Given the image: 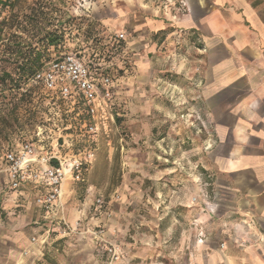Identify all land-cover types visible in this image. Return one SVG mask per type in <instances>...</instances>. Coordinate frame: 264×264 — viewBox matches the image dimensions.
<instances>
[{
    "label": "rangeland",
    "instance_id": "374dc122",
    "mask_svg": "<svg viewBox=\"0 0 264 264\" xmlns=\"http://www.w3.org/2000/svg\"><path fill=\"white\" fill-rule=\"evenodd\" d=\"M129 2L0 4V193L23 192L32 221L37 213L43 216L39 227L29 221L33 230L16 264H152L157 257L164 261L163 254L180 240L199 239V191L208 188L202 158L211 139L201 100L200 41L179 29L174 36L137 39L133 25L142 13ZM124 12L125 21L119 20ZM46 32L59 41L46 49L42 68L80 51L90 68L111 79L110 96L95 119L80 99L57 98L32 78L16 80L17 57L11 52L26 50L32 37ZM6 72L17 82L1 84ZM89 122L97 126L94 135L85 132ZM26 142L37 155L58 158L49 166L59 160L66 169L59 215L35 202L47 186L10 185L4 154ZM75 158L82 165H73ZM13 202L19 209V198ZM4 216L0 209L2 221Z\"/></svg>",
    "mask_w": 264,
    "mask_h": 264
},
{
    "label": "crops",
    "instance_id": "0c3cea01",
    "mask_svg": "<svg viewBox=\"0 0 264 264\" xmlns=\"http://www.w3.org/2000/svg\"><path fill=\"white\" fill-rule=\"evenodd\" d=\"M125 1L142 13L133 25L137 39L174 36L177 29L199 39L201 100L211 129L202 158L208 188L199 191V239L180 240L152 264H264V5ZM118 15L123 20L127 13ZM16 192L0 193V264L20 260L33 230L29 221L39 227L43 219L37 213L32 221L27 196ZM16 198L19 209L12 208Z\"/></svg>",
    "mask_w": 264,
    "mask_h": 264
},
{
    "label": "built area",
    "instance_id": "2783aa9c",
    "mask_svg": "<svg viewBox=\"0 0 264 264\" xmlns=\"http://www.w3.org/2000/svg\"><path fill=\"white\" fill-rule=\"evenodd\" d=\"M32 81L51 92L62 100L80 99L85 106L86 113L95 119L96 111L101 103L109 98V87L112 81L108 75H94L88 64L74 53L48 62L37 71ZM85 132L94 135L97 133L95 122L85 124ZM52 158L48 154L37 155L31 143H22L16 150H9L4 154L6 171L12 188H18L24 183H34L48 187L46 192L37 194L35 202L45 213L59 215L62 210V182L66 169L58 160L54 166H49ZM73 165H82L77 158ZM58 219H62L58 216ZM30 249H25L23 256H28ZM21 264H27L22 262Z\"/></svg>",
    "mask_w": 264,
    "mask_h": 264
},
{
    "label": "trees",
    "instance_id": "16d2710c",
    "mask_svg": "<svg viewBox=\"0 0 264 264\" xmlns=\"http://www.w3.org/2000/svg\"><path fill=\"white\" fill-rule=\"evenodd\" d=\"M8 0H0L1 5H6ZM33 23H36V20H32ZM59 37L56 36L52 32H46L43 35H39L37 37H32V39L28 43V48L23 51H12L11 54H16V64L15 69L18 74V78L16 80L20 81L21 78H24L23 82L31 79L33 75L39 71L41 67V60L46 59V49L50 46H56L58 44ZM39 47V48H37ZM43 49H40L42 48ZM199 47H201V44H199ZM69 53H74L78 57L84 60L82 57L83 54H81L80 51H71ZM47 57V56H46ZM85 61V60H84ZM91 72L94 75H100L104 74L107 75L104 71L98 70L97 68H90ZM7 80H13L14 82H17L9 72L3 73L1 84L4 83ZM20 83V82H19ZM19 83L17 87L19 88Z\"/></svg>",
    "mask_w": 264,
    "mask_h": 264
}]
</instances>
